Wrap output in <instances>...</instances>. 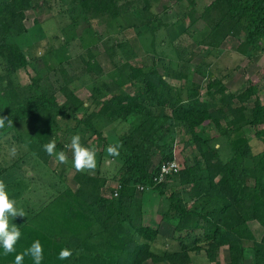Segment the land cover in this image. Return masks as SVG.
<instances>
[{
    "label": "trees",
    "instance_id": "obj_1",
    "mask_svg": "<svg viewBox=\"0 0 264 264\" xmlns=\"http://www.w3.org/2000/svg\"><path fill=\"white\" fill-rule=\"evenodd\" d=\"M40 1L46 0H0V58L7 62L10 74L26 68L29 61L18 44H8L6 39L14 32H28L24 23L26 13ZM118 1L74 0V3L81 4L92 15L106 14L115 18L119 14ZM211 17L216 20H210ZM180 18L178 24H182ZM197 19L209 26L206 41L211 48H220L225 39L232 36L255 53L264 42V0H215ZM197 19L189 15L182 33L187 35L197 25ZM86 65L94 70L99 66L92 58ZM128 67L130 73L125 81L135 92L108 93L109 98L94 111V104L75 107L69 102L60 103L52 87L43 84L41 78L34 79L22 94L12 86L0 91V112L7 117L6 124L9 121L33 123L34 135L38 136L43 151L60 120L75 122L72 127L75 131L102 137L92 125L94 118L108 116L124 122L132 116L141 119L118 144L119 155L115 157L120 160L121 167L117 175V196L115 192L112 198L100 196L98 180L92 176L79 175L77 178L80 196L83 194L77 206L95 226L90 231L92 242L108 248L107 252L106 249L93 251V262L144 264L151 259L154 264L161 261L193 264V255L205 253L208 261L214 264H264V235L258 241L248 226V222L257 221L264 229V137L256 133L262 144L257 153L253 152L252 140L248 137L234 138L244 126L258 130L264 125V104L256 96V88L249 86L236 95L227 91L223 80L210 78L202 97L200 85L190 83L189 87L173 90L166 76L156 68ZM167 77L173 80L190 78L173 69L168 70ZM105 88L109 90V86ZM253 95L256 100L248 110L245 104ZM236 101L240 107H234ZM88 109L93 112L85 119ZM223 120L227 121L226 126L222 125ZM178 129H184L191 137L188 145L196 144L198 153L192 162L185 160L184 164H179V171L168 178L178 177L182 186L197 187L202 193L199 198L203 204L191 209L183 194L173 192L168 197L169 210L160 211L159 222L150 224L146 222L143 199L135 196L134 184L166 195V182L157 183L154 176L161 164L175 160V139L181 131ZM213 129L216 134H211ZM156 155L162 159L153 168ZM48 159L49 155L41 157L43 162ZM101 182L106 183V180ZM56 204L45 207L33 221L43 230L47 229L49 221L53 222V229L66 221L70 226L63 230L64 235L74 239L78 233L68 219L55 214ZM161 224L173 227L170 239L174 245L160 255L151 250V244L160 236ZM246 242L250 243L247 247ZM76 243L71 257L67 260L57 258L56 264H75L73 262L80 260L77 253L82 247ZM225 247L229 251V262L221 263L218 255ZM2 253L0 251V255Z\"/></svg>",
    "mask_w": 264,
    "mask_h": 264
},
{
    "label": "rangeland",
    "instance_id": "obj_2",
    "mask_svg": "<svg viewBox=\"0 0 264 264\" xmlns=\"http://www.w3.org/2000/svg\"><path fill=\"white\" fill-rule=\"evenodd\" d=\"M214 1L119 0V14L115 18L106 14L92 15L81 4L74 3V0L40 1L38 6L26 13L24 23L28 32H14L6 39V43L18 44L26 52L29 64L26 68L10 74L7 71V62L0 58V74L3 77L0 80V91L12 86L22 94L34 79L41 78L44 79L43 84L52 87L51 90L60 103L69 102L75 107L94 104V111L98 104L109 98L108 93L135 92L132 85L125 81L130 73L128 66H132L143 67L145 70L156 68L166 76L173 90L189 87L190 83L200 85L199 88L203 90L202 97L205 96L210 78L223 81L232 78L235 81L232 85L236 95L252 86L256 88V96L264 104V42L255 53L232 36L226 38L218 49L208 46L209 41L206 38L210 32L209 26L197 18ZM189 15L198 22L186 35V32H182L188 25ZM179 18L182 24L177 23ZM213 20H216L215 17ZM91 58L92 62L99 65L95 70L87 68L86 63ZM169 69L188 74L190 78L170 79L167 77ZM105 86H109V90ZM227 89L232 93L228 87ZM256 96L253 95L245 104L248 110L253 108ZM233 104L234 107H240L237 101ZM93 111H85V119ZM0 116L5 117L1 112ZM140 120L133 116L125 122L120 119L112 120L108 116L94 118L92 125L101 132L102 137H92L84 131H75L72 129L75 122L60 120L51 136L56 141V151L66 152L67 164L58 163L54 156H49L47 162L41 160V157L48 154L42 150L38 136L34 135L33 123L25 121L9 125L5 121V127L0 128V180L5 183L9 198L14 199L16 207L22 208L26 215L22 218H10V224L17 225L21 237L15 246V253L0 255V264H14L15 255L23 252L36 240L43 246L42 264H56V256L60 250L65 247L72 250L74 242H79L78 245L82 247L77 253L80 260L73 262L75 264H95V257L91 253L103 249L108 251L105 246L92 242L93 233L90 231L95 226L90 217L85 212L82 213V208L77 206L81 204L80 199L83 196H80L81 189L77 178L79 175L92 176L98 180V194L112 198L119 187L117 175L121 162L115 156H109L106 149L109 145H118L121 137L135 128ZM221 123L226 126L227 121L223 120ZM257 132L264 137V125L258 130L244 126L237 131L234 138L248 137L252 140L253 152L257 153L262 149V144L256 137ZM214 133L217 131L213 129L211 134ZM76 134L80 135L84 146L96 151L97 166L93 171L77 172L72 166L73 154L65 145ZM190 139L184 129L177 132L175 160L178 165L184 164L185 160L192 162L198 153L196 144L188 145ZM161 159V156H155L153 168L157 167ZM103 179L106 183L101 182ZM178 180V177H173L165 181L166 195L145 186V191L140 192V184H134L135 196L143 199L146 222L154 225L159 222L160 211L169 210L168 197L173 192L183 194L190 202L191 209L203 204L199 198L202 193L197 187L182 186ZM55 202V214L68 219L78 233L74 239L64 235L63 230L70 226L66 221L61 226H54L55 229L51 228L53 222L49 221L45 230L37 227L33 221L45 207L52 206ZM248 226L260 241L264 235L260 223L250 221ZM160 227V236L151 244V250L161 255L170 250L169 247L174 243L170 239L173 236V227L166 224H161ZM249 245L250 243H245V247ZM0 251L3 252L2 247ZM218 260L221 263L229 262L227 247L220 251ZM192 263L214 264L208 261L205 253L193 255ZM23 264H33V261L25 256ZM144 264L154 263L149 259ZM158 264L168 263L161 261Z\"/></svg>",
    "mask_w": 264,
    "mask_h": 264
},
{
    "label": "clouds",
    "instance_id": "obj_3",
    "mask_svg": "<svg viewBox=\"0 0 264 264\" xmlns=\"http://www.w3.org/2000/svg\"><path fill=\"white\" fill-rule=\"evenodd\" d=\"M7 117L0 116V128L5 127ZM11 121H9V124ZM66 148L72 151V166L77 172L93 171L97 166L96 151L93 148L84 146L81 143L79 134L73 135L71 142L65 145ZM119 145H109L106 149L109 156L119 155ZM44 150L49 156H54L60 164L68 163V156L65 151H56V141L50 140L44 145ZM15 154V149L12 150ZM26 213L22 208L16 207V201L10 199L6 191V185L3 180H0V247L3 249L5 256L16 252V244L21 237V232L16 224H10V218L25 217ZM72 251L69 248H62L58 258L67 260L71 257ZM25 256L32 259L33 264H42L44 259L43 246L39 240L32 243L30 247L23 252L15 255L14 264H23Z\"/></svg>",
    "mask_w": 264,
    "mask_h": 264
},
{
    "label": "built area",
    "instance_id": "obj_4",
    "mask_svg": "<svg viewBox=\"0 0 264 264\" xmlns=\"http://www.w3.org/2000/svg\"><path fill=\"white\" fill-rule=\"evenodd\" d=\"M179 171V165L176 160L166 162L160 165L158 172L154 176V181L157 183H164L168 177L172 174H175ZM139 191H145L144 186H139ZM115 196H117V192H115Z\"/></svg>",
    "mask_w": 264,
    "mask_h": 264
},
{
    "label": "crops",
    "instance_id": "obj_5",
    "mask_svg": "<svg viewBox=\"0 0 264 264\" xmlns=\"http://www.w3.org/2000/svg\"><path fill=\"white\" fill-rule=\"evenodd\" d=\"M229 78H230V75H229ZM234 82L235 81L232 78H231V80L229 79L228 81H227V78H226V80L224 81L226 86L229 88V91L235 94V90L233 89L234 86L232 85V84H234Z\"/></svg>",
    "mask_w": 264,
    "mask_h": 264
}]
</instances>
